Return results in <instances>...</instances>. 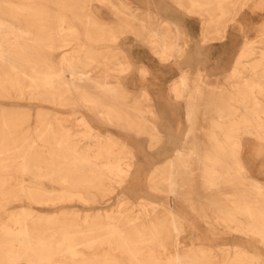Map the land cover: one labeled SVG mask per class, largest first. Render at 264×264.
Masks as SVG:
<instances>
[{
    "label": "bare ground",
    "instance_id": "obj_1",
    "mask_svg": "<svg viewBox=\"0 0 264 264\" xmlns=\"http://www.w3.org/2000/svg\"><path fill=\"white\" fill-rule=\"evenodd\" d=\"M2 1L0 96L13 91L16 97H23L26 89L32 98L80 106L97 120L146 134L149 144H156L155 91L144 88L132 103H127L128 94L119 75L131 64L121 58L117 47L101 42L106 37L115 41L117 34L132 32L141 35L159 59L166 60L171 49L181 51L179 56L185 52V44L179 46V40L185 41L188 35L184 28L172 21L149 27L147 20L137 16L136 8L128 5L130 0H117L118 4L116 0H96L114 8L120 18L109 26L87 10L88 0H52L54 12L46 10L50 7L44 8L39 0H28L32 2L29 11ZM173 1L187 15L199 17L203 39L213 38L233 21L239 25L237 14L244 7L264 10V0ZM29 12V21L23 20ZM259 33L264 34V23ZM56 49L61 50L58 59L47 57ZM146 70L141 67L142 73ZM232 70L226 78L230 87L211 79L202 66L194 72L184 70L174 80L172 96L190 99L188 123L182 142L157 171V184L164 192L185 197L198 214L205 211L204 216L212 218L210 225L216 222L237 231L246 227L264 243V183L246 174L245 162L249 161L241 156L243 132L264 140V102L260 101L264 99V36L258 46L251 40L242 44ZM74 111L79 112L76 108ZM48 114L38 113L31 127L27 111H0V264L22 260L60 264H254L240 250L217 262L202 248L180 252L172 244L178 243L182 231L180 217L163 206L159 214L150 202L141 199L134 203L124 193L117 209L104 214L80 217L72 210L52 215L34 213V202L97 201L96 193L105 195L114 184L123 183L135 156L127 141L99 132L83 113L70 118L75 121L71 124L63 123L54 113ZM73 126L80 128L73 133ZM17 159L20 181L17 186H9L8 170ZM154 174L149 173V180ZM45 180L58 187L45 190ZM222 186L231 189L218 198L215 192H221ZM16 199L28 205L8 210L7 203ZM174 246V252L167 251Z\"/></svg>",
    "mask_w": 264,
    "mask_h": 264
},
{
    "label": "rangeland",
    "instance_id": "obj_2",
    "mask_svg": "<svg viewBox=\"0 0 264 264\" xmlns=\"http://www.w3.org/2000/svg\"><path fill=\"white\" fill-rule=\"evenodd\" d=\"M30 2L28 0H4L1 4L11 3L22 8L23 11H29L30 9H27V7ZM38 2L44 8L50 7V9H46L49 12H54L56 9L53 7L52 0H39ZM129 2L128 5L130 7L136 8L135 11L140 20H147V25L151 28L164 26L163 23L165 21H172L181 27V29L184 28L188 35L185 41L179 40V46L185 44V52L186 50L197 51L196 49H199L207 55L209 54V50L213 49L227 51L228 54L231 52V56L218 59V67L214 69V73H206L211 79H218L220 80L218 82L219 84L225 83L227 87H230V85L227 83L226 78L233 72V61L242 44L246 40H251L254 45L258 46L261 37L264 36V34L259 33L262 31L264 23V10L261 9L251 11L252 8L244 7L237 14V20L240 22L239 25L237 21H233L213 38L203 39V27L199 17L195 14L187 15L184 10L177 7L173 0H130ZM115 4H118L117 0ZM86 6H88L87 10H91L99 17V21L104 26L113 25V23L120 20L114 12L115 9L105 3L88 0ZM9 11L11 10L4 9V12ZM147 14H149L150 18L147 17ZM31 15L29 12L28 17H24L23 20L29 21ZM6 19L9 20L8 18ZM137 23H139V20H137ZM117 35L115 41L107 39L106 37L101 44L117 47L119 52H121V58H125L131 64L129 69L122 71L119 75L121 85L128 94L125 99L126 102L132 103L134 96L138 95L140 90L150 87L151 82L156 88L162 89V92L165 93L164 95H167L169 98H174L171 94L174 80L178 79L184 70H188V66H191L188 62L192 54L184 52L182 53L183 55L181 54L179 56L178 54L181 51L177 52V50L171 49L169 57L166 60H161L141 35H136L132 32H123ZM91 43L95 42L91 41ZM60 54L61 50L56 49L53 52H48L46 55L56 60ZM254 55L256 56L257 53ZM207 60H213V58H207ZM141 67L145 70L147 69L145 73H142ZM211 71L213 72V69ZM23 95V97H16L13 91H11L9 96H0V111H27L29 118L28 124L31 127L36 124L37 114L45 111H48L50 115L54 113L65 124L74 123L75 121L69 119L83 113L90 121V124L96 130H99V132L103 134L110 133L118 140L127 141L135 155L132 166L129 169V174L124 178L123 183L114 184V189L105 195L96 193L97 201L84 203L71 200L55 204L34 202L31 203V209L34 213L52 215L58 214L62 210H72L77 212L80 217L86 214H104L105 212H112L117 209L118 204L121 202L119 201L121 193H124L134 203L145 199L151 203L152 207L157 208L159 214L163 211L161 208L163 206L165 210L173 211L180 217L182 220V231L177 236L178 243H172L177 246L180 252L202 248L206 252L213 254L217 258L215 260L217 262L220 259H225L226 255H231L233 250H240L248 257H251L254 264H264V243L261 242L258 235L249 232L246 227H243L242 231H237L228 229L216 222L210 225L209 221L212 218L204 216L203 213H206L205 211H199L200 214H198L196 210L191 208L189 201L185 197H181L179 194L171 195L170 193L164 192L157 184L159 180L157 178V171H159L163 163L170 159L175 147H178L182 142V133H184L185 126L188 123L186 119V108L190 104L189 98L183 97L180 100L179 98H175L183 103L182 109L179 106L177 108L179 111L178 118H180V121L177 122L167 120L166 110H162L158 105L157 109L155 107V113L158 118L157 128L159 136L156 144L150 145L149 138L146 134H136L129 130L124 131L125 129L108 124L102 120H97V116L80 106L55 104L43 99L32 98L26 89L23 91ZM260 101L264 102V99H260ZM74 108L78 109L79 112H75ZM211 116L215 117L216 115L215 113H211ZM202 124L206 125V121H202ZM78 128L80 127L73 126L71 130L75 133ZM242 135L244 146L241 147V156L244 160L249 161L245 162L246 174L257 179L258 182L264 183V140L252 136L250 132H243ZM18 165L19 159L11 163V167L8 170L9 178L7 180L10 183L9 186H17V182L20 181L21 175H19L20 172L17 169ZM149 173H155V176L153 175L150 180ZM43 185L45 186V190L46 188L58 187L55 183L47 180L43 181ZM230 189L231 187L227 186L220 187L221 192L217 190L215 192L216 197H224L225 194L223 191L227 192ZM22 205L26 206L28 202L16 199L7 203V208L8 210H15L19 209ZM210 213V211L207 212V214ZM59 234V232L56 233L57 236ZM176 246L169 248L167 251L174 252ZM10 264L60 263H41L22 260Z\"/></svg>",
    "mask_w": 264,
    "mask_h": 264
},
{
    "label": "crops",
    "instance_id": "obj_3",
    "mask_svg": "<svg viewBox=\"0 0 264 264\" xmlns=\"http://www.w3.org/2000/svg\"><path fill=\"white\" fill-rule=\"evenodd\" d=\"M196 50L197 51L195 50L188 51L189 54H192L190 55L191 58L188 62V64L191 65L190 67H188V69H190V71L192 72H194V70L198 66L199 67L202 66L205 73H214V69L218 67V62H219L218 59L231 56V52H229L228 54L227 51H220V50L213 49V50H209V54L207 55L204 52L200 51L199 49H196ZM207 58H211V59L213 58V60H207ZM210 68L211 70L213 69V72L210 70ZM151 88H152V91H155L156 93V95H154L153 97L154 106L156 107V109L158 105L162 108V110L163 109L166 110L165 114L167 116V120L172 121V122L180 121L179 120L180 118H178L179 111L177 108L179 106L182 109L183 103H181L175 98H169L167 97V95H164L165 93L162 92V89L156 88L152 82H151V86L149 89Z\"/></svg>",
    "mask_w": 264,
    "mask_h": 264
}]
</instances>
